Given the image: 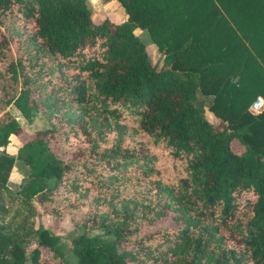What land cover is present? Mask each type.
<instances>
[{
	"label": "trees",
	"instance_id": "trees-1",
	"mask_svg": "<svg viewBox=\"0 0 264 264\" xmlns=\"http://www.w3.org/2000/svg\"><path fill=\"white\" fill-rule=\"evenodd\" d=\"M118 1L123 20L94 22L86 0H0V264H26L32 242V263L70 264L33 225L36 204L112 236L76 234L73 264H199L206 253L212 264H264V108L246 110L264 95V0H179L180 29L201 21L203 49L226 24L208 55L220 73L188 63L189 40L175 28L155 38L157 66L133 29L153 31L163 16L172 24L169 2ZM198 89L212 94L216 125L195 105ZM9 104L48 121L14 153L5 146L21 127ZM15 160L27 180L13 195ZM159 211L175 226L143 230Z\"/></svg>",
	"mask_w": 264,
	"mask_h": 264
},
{
	"label": "rangeland",
	"instance_id": "rangeland-1",
	"mask_svg": "<svg viewBox=\"0 0 264 264\" xmlns=\"http://www.w3.org/2000/svg\"><path fill=\"white\" fill-rule=\"evenodd\" d=\"M170 4L171 14L169 20L172 21V24H168V19L166 17H162L158 20H156V27L155 29L148 30L146 27H135L133 29L134 34H136L144 43L146 52L149 55V58L153 63H155L157 66H163V46H159V40H156L155 38H158L157 34L162 31V29H168V28H175L177 31H175L177 38L187 39L189 40L190 47L187 50V54H192L194 57L188 56V59L186 60L188 63H191L193 65L201 64L204 65L203 67V73L213 70L216 73H220L218 66H211L210 63L213 61H216L218 56H210L209 51L211 52L213 50V45H215L217 42H222V33L226 29V24L219 28L217 31L218 33L215 34V36H218V39H213L211 44V49H203L199 45V38H200V32H202L203 25L201 21L189 25L185 28L180 29V22L184 19L182 16L181 7L183 8V4L179 0H167ZM154 4H157V1H154ZM86 5L88 6L90 12H91V18L94 22H98L102 20L103 18H108L112 22H118L125 18V10L121 3L118 0H86ZM217 5L220 7L219 3ZM220 12L224 14L225 16V22L230 25L232 28H236L239 32L240 29L238 26L235 27V22L232 19L227 18L228 14L226 13L225 9L221 8ZM190 36V38H189ZM192 36V37H191ZM175 37V38H176ZM246 42V41H245ZM245 45V44H244ZM203 53L198 54L197 52ZM189 52V53H188ZM205 52V53H204ZM216 77V76H215ZM233 77V79H235ZM260 83L255 84L256 89L253 91L255 92L259 91L258 88ZM261 89H264V86L261 87ZM257 93H260L257 92ZM261 96L264 98V95H262V92L260 93ZM259 94V95H260ZM212 98V94H204L199 91V89L196 91L194 103L195 105L202 111L203 116L212 124L216 125L219 118L216 117L209 109L208 104L210 103ZM264 108V107H263ZM261 108L260 110H262ZM9 112H11L12 115L16 118V120L19 122L21 130L17 134H12L9 137V142L5 146V150L10 153H14L16 150L17 145L20 144L22 140H25L32 136L35 130L42 129L48 126V121L45 118L44 114H42L40 111L35 112L28 120H25L21 115L16 111V109L13 107L12 104H9L5 107ZM246 110L250 113H258V111H252L250 109V102L246 104ZM230 147L236 151L239 152L243 149V144L241 141H239L236 138L231 139L230 141ZM27 180V166L22 163L19 160H15L11 168L9 169V172L7 174L6 179V185L8 187V191L10 194H15L17 190L21 189ZM36 204V203H35ZM37 208L34 211V213L31 216L33 225L40 228H45L50 234H53L56 237L57 245L62 249L64 258L70 263L73 264L75 261V256L72 252V246H71V239L78 233H85L87 235L92 234H101L104 238H112L111 235H104L102 234V229L99 227H90L86 230L83 229L81 226H74L73 220L69 218L68 215H63L59 221H57L53 216L50 214H46L41 210L40 207L36 204ZM175 226V220L172 217L171 212H156L154 217L149 219L145 224H142L143 230H149L154 228H163V227H173ZM36 242H32L28 245L27 252H26V264H35L32 263L30 260L29 252L28 250L36 246ZM40 247V246H39ZM40 252L42 254L46 253V250L43 247H40ZM213 255H210V253H206L202 255L198 262L199 264H212ZM127 264H136L134 261H128Z\"/></svg>",
	"mask_w": 264,
	"mask_h": 264
},
{
	"label": "built area",
	"instance_id": "built-area-1",
	"mask_svg": "<svg viewBox=\"0 0 264 264\" xmlns=\"http://www.w3.org/2000/svg\"><path fill=\"white\" fill-rule=\"evenodd\" d=\"M263 107H264V98L261 95H256L250 101V109L252 111H258V110H260Z\"/></svg>",
	"mask_w": 264,
	"mask_h": 264
},
{
	"label": "crops",
	"instance_id": "crops-1",
	"mask_svg": "<svg viewBox=\"0 0 264 264\" xmlns=\"http://www.w3.org/2000/svg\"><path fill=\"white\" fill-rule=\"evenodd\" d=\"M259 95V94H258Z\"/></svg>",
	"mask_w": 264,
	"mask_h": 264
}]
</instances>
